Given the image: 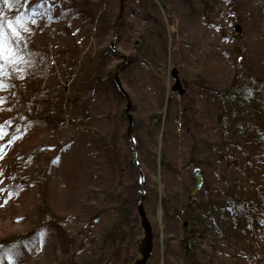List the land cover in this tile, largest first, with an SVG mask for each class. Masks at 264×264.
Returning <instances> with one entry per match:
<instances>
[{"label": "rangeland", "instance_id": "rangeland-1", "mask_svg": "<svg viewBox=\"0 0 264 264\" xmlns=\"http://www.w3.org/2000/svg\"><path fill=\"white\" fill-rule=\"evenodd\" d=\"M57 12L56 18L27 26L32 29L28 38L34 52L47 48L54 55L50 76L31 80L21 62L15 63L16 76L8 69L14 78L0 91L4 101L7 95L18 96L16 106L25 104L24 111L10 102L0 105V125L14 117L26 121L18 124L17 132L6 129L0 139V242L22 237L19 244H7L11 250L0 249V264H57L49 222L55 214L62 219L70 215L66 200L82 197L90 175L92 190L104 191L113 183L108 190L113 197L129 198L137 173L124 152L131 140L137 144L135 154L149 187L160 195V202L152 196L147 201L143 226L149 231L144 227L146 233L138 237L145 244L148 232L151 236L153 256L148 264H255L245 242L253 232L247 211L251 217L264 212V146L260 140L251 141L250 128L264 138V0H63ZM102 71L110 79L107 86L98 87L95 77ZM178 81L182 92L174 88ZM76 96L77 106L86 109L74 110L76 104L65 102ZM71 112L79 126L65 123ZM43 115L63 117L65 122L42 121L43 126L30 128ZM228 129L232 133L224 141L232 147L242 135L244 150L227 151L220 144L221 132ZM105 146L103 169L90 168L96 149ZM25 147H32L35 157L30 170L21 156ZM112 156L120 157L121 178L114 177L112 164L108 166ZM147 158L157 160L156 171H149ZM22 170L25 175L41 172L57 182L56 190L64 195L57 197L61 208L53 210L46 189L35 185L12 194L10 184ZM195 170L201 173L202 185L190 201ZM223 195L240 200L242 216L216 224L215 230L223 228L231 240L228 244L222 238L221 246L216 244L222 250L218 252L213 249V232L205 228L211 225V219L204 218L210 213L203 211L211 201L221 203ZM197 219L204 223L192 224L200 256L180 260L179 244L188 237L181 224ZM63 226L71 236L70 225ZM257 238V252L264 259V239ZM17 250L24 256L13 254ZM146 250L141 245L140 253L129 252L126 264L144 258ZM61 260L58 264H66Z\"/></svg>", "mask_w": 264, "mask_h": 264}, {"label": "trees", "instance_id": "trees-1", "mask_svg": "<svg viewBox=\"0 0 264 264\" xmlns=\"http://www.w3.org/2000/svg\"><path fill=\"white\" fill-rule=\"evenodd\" d=\"M85 1V0H83ZM92 2V0H90ZM63 3V0H10L9 4H4L3 0H0V15H3L6 20H14L15 18L19 17L24 25L26 27L30 24L34 25L35 23L41 24L44 23L43 21L46 20V18H56L58 15V12L55 13L57 10V6H60ZM65 9H63L64 11ZM58 17V16H57ZM35 21V23H33ZM59 21V19H55V22ZM41 29V28H40ZM38 29V30H40ZM32 29L28 31L26 34L23 30L20 29L21 34V40H20V52L23 55V61L21 62L22 66L20 68L23 69L24 74L29 77L31 80H37L41 79L46 76L45 78H48L50 74L48 73L49 68L52 65V61L54 56L50 51L45 48V50L41 49L37 53L34 52V49L32 47L31 42L29 41L28 36L31 34ZM55 57L58 58V53H55ZM13 65L11 63L5 62V75L3 76L4 83L9 88V83L14 78L11 73L8 72V69H12ZM13 74L15 75L17 70L16 68L12 69ZM98 75L95 78H98V80H95L96 85L98 86L101 84L102 86H107L109 83L108 80L110 79V75L106 74L104 71L97 72ZM16 76V75H15ZM102 78H104V82H102ZM93 80V81H94ZM91 81V80H90ZM87 82V81H86ZM99 85L98 87H100ZM5 90V89H4ZM85 90V89H84ZM79 96L73 97L72 99L65 101L68 103L76 104V109H86L87 106L81 104L79 107L77 106V99ZM16 98L18 96L13 97L7 95L5 97V102H10L15 104V107L19 111H24V102L20 103V106H16ZM19 99V98H18ZM25 99L27 100L28 97ZM40 100V99H39ZM243 100L245 101V95L243 96ZM36 101V100H34ZM42 101L49 102L48 99H43ZM63 101V100H62ZM87 102V101H86ZM21 109V110H20ZM261 113H258L260 115ZM87 116V115H86ZM41 117V116H38ZM37 117V118H38ZM42 120H36V124L33 122L32 124H29L30 128L37 126V125H46L49 123L48 121L54 120L56 124H63L64 121L63 117H53L49 118L47 116H42ZM15 118V117H14ZM11 118L6 124V129L12 131L14 129V132L18 131L19 127L18 124L25 123L26 121L20 120L18 117L15 119ZM75 116L71 112V115L66 124H76L77 126L80 125L78 121L75 120ZM85 120V119H82ZM161 118H157V122L160 124ZM44 121L42 124L40 122ZM51 122V121H50ZM13 124V127L10 128V126ZM26 124V123H25ZM84 122H82V125ZM237 128V127H236ZM251 128V133L253 135V138L251 141L259 142L260 146H264V138L263 135L261 136L257 134V132L254 131L253 127ZM129 133V132H128ZM126 133L124 136V139L128 142V136L129 134ZM232 133L231 129H228L224 132H221V141L220 144L225 146L227 148V151L229 150V147H231V142L224 141V138L226 135ZM257 135V136H256ZM256 136V140L255 137ZM261 136V138H260ZM242 137V135H241ZM240 137V140L236 144H232L231 147L232 150L236 151L237 149H243V143L245 141H242ZM226 139V138H225ZM130 146L126 151L125 154H128V157L126 158L129 160V157L133 159L132 166L136 168L137 173L133 176V184L134 187H136V190L133 188H129L132 192V195L129 198H125L123 201H121L118 197H113L111 193L108 192L110 187L113 186V183H111L109 189L98 190L94 191L92 190L91 185L94 184L93 180L91 179V175L87 179V184L83 189L82 197L76 201H72V196L68 197L66 200L67 204L66 207H69L70 215L67 217H60L59 215L55 214L51 218H53L49 223L50 227L54 230L53 231V239L55 243V261L60 263L63 259L66 264H126L128 262V255L129 252L135 251L140 253V245L141 241L138 237L143 233H146L144 230L143 223L141 222V215L139 213V207L142 206L143 210L146 212L145 206L149 203L147 202L149 198L152 196L154 202H160V199L158 201V197H160L158 191L152 189V187L148 185V178L147 175L144 174L142 171L140 161L137 159L136 152V142L135 140H131L129 142ZM104 148L96 149L94 157L90 159L91 164L90 168L92 167L95 170H102L105 164L106 157L104 155ZM130 148L132 153L130 152ZM249 156L250 153H247ZM21 156L23 157L24 164H26V168L28 170L31 169L32 163H34V153L32 151V147H25L24 151L21 152ZM113 160H110L108 163V166L111 164L114 166L116 170H114L115 178H121V172L119 170H122L121 167L118 168L119 164L121 163L120 157L114 158L112 156ZM147 163V166L149 168V171H156L157 169V160L152 159H145L144 160ZM119 162V164H118ZM161 167V165H160ZM96 172V171H95ZM126 174L129 172L125 171ZM127 178V177H126ZM132 176L130 177V179ZM117 181L114 182L116 184ZM57 182H53L52 179L49 178V176L44 177V175L41 174V172H30L28 175L24 174V171L22 170V173L17 172L14 177V181L12 184H10V187L12 188V194L13 193H21L22 188L29 186V185H35L38 189L41 191L46 189V194L49 200L50 205L52 206L53 210L57 209V206L61 208V204L58 203L57 197H62L64 195H61L60 191L56 190V188H60ZM118 184V183H117ZM58 185V186H56ZM96 185H101L96 183ZM56 187V188H55ZM65 188L68 190L70 187L68 185H65ZM116 190L117 188H112ZM127 190L128 188H124ZM90 193H94V196H90ZM74 195V194H71ZM77 196V195H74ZM73 196V197H74ZM208 198H210V195H208ZM46 200V199H45ZM191 201V200H190ZM240 201L239 199H234L231 197H228V195H223L221 203L214 204L212 201L210 204L204 209L203 213L208 216L204 218H210L211 225H208L209 228L208 231L213 232V249L214 251L222 252L220 249V244L222 241V238L226 240V243L230 244V238L224 236V229L218 227V230H215L216 224L218 222H222L225 224L226 222H235L233 221L236 217L242 216V210L241 205L238 203ZM105 204V205H104ZM126 204L128 205L126 208L122 206H117ZM137 204V206H136ZM216 205V206H215ZM162 209L166 211V214L169 213V208L165 206L164 200H162ZM247 218L249 221V225L252 226V233L250 234V237L247 239L245 243H248V254L251 263L259 264L262 260L264 263L263 257L257 252V248L260 246L259 239L257 238V235H259L262 239H264V212L255 213L251 217L249 214H251V211H247ZM212 214V215H211ZM245 214V213H244ZM57 215V216H56ZM233 218V219H232ZM78 222V226L74 225L75 221ZM84 220V221H82ZM199 219L192 222V220H189V223L181 224V228L184 229L185 233L188 234V237L185 238L181 243L180 251L178 259H184L187 258L188 260H195L197 256H200V249L197 246V242L195 239V235L193 233V226L195 225H202L204 226V223L197 222ZM196 222V223H195ZM253 222V223H252ZM63 225H70L67 228H70L69 231H73L71 233V236L68 235V229H63ZM215 225V226H214ZM84 228L86 231L79 230L81 228ZM200 228V227H199ZM34 230V229H33ZM32 230V231H33ZM220 231L221 236L216 232ZM204 236V235H203ZM220 236V237H219ZM23 238V243H24ZM22 240V237H11L7 239H3L0 242V249L3 251H6L11 243H20ZM50 242V241H49ZM47 241V244L49 243ZM219 243V247L216 246V244ZM9 244V245H7ZM13 247V246H11ZM217 247V248H216ZM232 251H239V248L235 247H228ZM11 249H8V251ZM47 251H51V247L47 246ZM66 251V252H65ZM57 252V253H56ZM13 254H18V258L20 256H24L22 252H19L18 250L14 252ZM182 255V256H181ZM153 254L149 255V258L145 264H148L151 260V257ZM61 260V261H60ZM24 261V259H23ZM262 263V262H261Z\"/></svg>", "mask_w": 264, "mask_h": 264}, {"label": "snow or ice", "instance_id": "snow-or-ice-1", "mask_svg": "<svg viewBox=\"0 0 264 264\" xmlns=\"http://www.w3.org/2000/svg\"><path fill=\"white\" fill-rule=\"evenodd\" d=\"M3 3L7 5L10 0H3ZM20 29L24 32L29 31L19 17L14 20H6L3 15H0V91L8 87L3 81L5 62L7 61V63L11 64L24 62L23 55L20 52ZM20 78L22 79L23 77L21 76ZM4 102L3 97H0V105ZM6 135V126L0 125V139H3ZM2 152L3 149H0V153ZM0 158H3L2 155H0Z\"/></svg>", "mask_w": 264, "mask_h": 264}, {"label": "water", "instance_id": "water-1", "mask_svg": "<svg viewBox=\"0 0 264 264\" xmlns=\"http://www.w3.org/2000/svg\"><path fill=\"white\" fill-rule=\"evenodd\" d=\"M239 64L240 65L238 67L236 75L239 74V72L241 70V67H242V62L241 61H240ZM115 82H116L117 88L123 93V89H122V86L120 84V81H119L118 77H115ZM174 88L175 89H179L182 92V87H181L179 81L176 83V86ZM130 120H131V118H130ZM194 181H195V186L189 193V200L193 199L197 195L198 191L201 188L202 178H201V173H200L199 170H195L194 171ZM139 213L141 215L143 225H147V220L145 218V214H144L142 206L139 207ZM144 227L146 228V231H149L146 226H144ZM150 240H151V236H150V234L148 232L147 240H146L145 244H141L142 246L146 247V249H147L146 250V254H145L143 259L138 260L135 264H145L147 262V260L149 258V255H150V252H151V249H150L151 242H150Z\"/></svg>", "mask_w": 264, "mask_h": 264}]
</instances>
